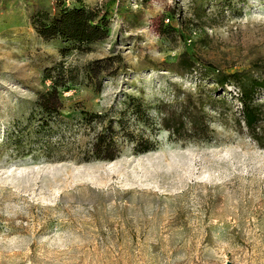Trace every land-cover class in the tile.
Instances as JSON below:
<instances>
[{"label": "rangeland", "instance_id": "rangeland-1", "mask_svg": "<svg viewBox=\"0 0 264 264\" xmlns=\"http://www.w3.org/2000/svg\"><path fill=\"white\" fill-rule=\"evenodd\" d=\"M81 1L101 7L105 38L41 39L32 21L56 17L53 0H0V264H264V148L237 89L218 84L263 79L264 137V0ZM105 57L95 91L81 68ZM59 62L76 81L45 115L43 71ZM183 105L202 123L175 136L158 109ZM108 121L118 156L81 161ZM143 140L151 149L134 152Z\"/></svg>", "mask_w": 264, "mask_h": 264}, {"label": "trees", "instance_id": "trees-1", "mask_svg": "<svg viewBox=\"0 0 264 264\" xmlns=\"http://www.w3.org/2000/svg\"><path fill=\"white\" fill-rule=\"evenodd\" d=\"M54 2L59 10L56 17L45 21H41L37 17L32 21L34 32L41 39L60 37L80 45L98 41L107 36V18L103 15L102 9L98 5L89 7L81 0H74L69 6H64L60 0H55ZM112 60L113 57L94 59L82 66L81 71L84 78L88 80H91V78L95 79L91 85L95 91L99 90L98 75L111 72L107 70L110 68ZM176 64L179 68L189 71L194 67L195 62L189 54L182 52L177 56ZM71 68L73 67L65 66L62 62H59L52 67L44 69L43 75L49 80V84L44 91L38 93L36 105L45 115L58 114L61 90H67L69 83L76 81L77 75L73 74ZM225 83L237 89L240 120L249 137L264 148V137L258 131L261 104L253 101L254 91L256 87L263 86V79L259 80L252 76H242L239 71H234L223 74L222 78L218 80L220 85ZM158 110L162 112L159 117V124L175 136H182L183 134L194 135L198 130V125L202 123L203 115L187 111L185 105L180 106L176 112L173 110ZM83 114L86 122H99L102 119V115L95 112H84ZM110 122L108 121L109 124L105 129V133L103 131L94 133V137L85 148L81 161L90 159L113 160L118 156L120 150L112 137L111 133L113 130ZM150 149L151 143L148 140L139 141L133 145V151L136 153ZM57 160H62V158Z\"/></svg>", "mask_w": 264, "mask_h": 264}, {"label": "built area", "instance_id": "built-area-1", "mask_svg": "<svg viewBox=\"0 0 264 264\" xmlns=\"http://www.w3.org/2000/svg\"><path fill=\"white\" fill-rule=\"evenodd\" d=\"M55 1V0H53ZM74 0H60V2L64 5V6H69L70 4H72ZM117 1V0H116ZM129 2L134 3L135 0H129Z\"/></svg>", "mask_w": 264, "mask_h": 264}, {"label": "water", "instance_id": "water-1", "mask_svg": "<svg viewBox=\"0 0 264 264\" xmlns=\"http://www.w3.org/2000/svg\"><path fill=\"white\" fill-rule=\"evenodd\" d=\"M224 264H229L228 262L224 263Z\"/></svg>", "mask_w": 264, "mask_h": 264}]
</instances>
